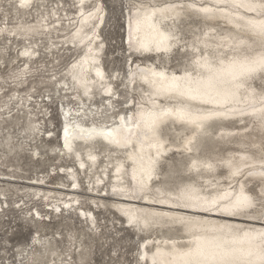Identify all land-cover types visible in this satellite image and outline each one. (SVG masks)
<instances>
[{"label":"bare ground","instance_id":"1","mask_svg":"<svg viewBox=\"0 0 264 264\" xmlns=\"http://www.w3.org/2000/svg\"><path fill=\"white\" fill-rule=\"evenodd\" d=\"M69 2L72 3L75 10L70 12L67 9L66 0H59L58 12L55 14L56 16L58 15V20L50 23L51 18H48V10L51 7V3L49 0H31L28 6H21L22 0H0V10L2 6H6L8 3H10L9 5L15 4V10L22 14L17 20H22L23 16L32 13L34 9H36V12L43 14V21L45 22L43 33L48 32V36L52 34L50 26L52 24L63 27L69 25L74 32L69 39H62L59 42L61 43L60 53L63 51V54H65L66 51H69L78 55V59L74 62V65H71L66 75L69 79L67 80L64 77L59 81V85L61 96L63 93L66 96L74 95L72 101H78L80 107L77 109L75 107L71 108L70 105L62 107L61 122L63 129L60 133V140L62 141H60L61 150L59 156L74 155L77 159V165L76 168H62L63 174L68 175L72 180V184L67 190L51 191L48 189L46 191L35 188L36 186L44 187L45 179L38 180V182H26L27 185L32 186L30 190L35 189L34 191L37 193L35 197L43 194V198L49 202L48 206L52 208L49 211H52L56 217L65 216L64 212L67 211L68 216L75 214L79 219L82 218L87 223H90L89 227L90 225L92 226L94 221L95 228L98 229L95 214L93 211H86L81 207V196L77 195L79 188H81L79 175L84 172L86 178L90 180V187L92 186L90 192H92V195L96 194L95 196L100 199L99 201L103 206L109 205L118 210L129 227L135 228L139 233L151 235L146 242H143L139 258L140 264H152L153 255L157 250H160L157 260L166 261L169 259L166 253L171 250L174 243L177 248H183L187 246V241L192 238L184 232L182 225L162 223L158 226L152 223L154 213L183 215L195 221L203 220L210 224L238 225L245 229L259 230L264 228V223L259 221L233 218L220 214L201 213L192 209L169 207L168 204L152 202L158 196L157 189L161 193H174L181 188L192 185L199 190L200 195L210 197L228 189L230 184L235 186L232 190L237 191L239 188L237 181L244 183L245 191L248 194L255 195L256 193L252 192L250 186L253 181L261 182L259 175H242L230 178L229 168L221 162L233 160L235 163L249 165L243 168V173H258L264 170L260 163L262 157L255 158L251 153L238 151L230 153L226 158L210 159L199 154L201 150L199 138L211 134L216 136V138L219 136L224 142L227 139V142L235 141L239 145L249 143L261 152L264 149V144L262 143L264 141V127H261L256 116L234 114L221 116L208 122L202 131L196 130L189 125L168 120L160 126L155 136L148 132L143 124L139 128L134 127L138 122L136 113L140 111L141 107L151 110L153 104L158 107H174L187 102L177 96L154 95V89L148 82L158 79V77L153 75V71H162L168 76L172 74L182 76L187 70L195 75L198 69L193 63L194 59L202 55H208L210 58L227 59L231 54V48L228 47L229 41L238 33L234 23H230L229 19L224 18V14L217 13V18L206 19L195 8L187 7L189 4H195L197 8L201 5H212L214 0H141L138 4L146 5L148 8H141L137 11V8L134 7L132 12H130L128 27H126L125 44L133 54L138 52L140 56H145L146 61L142 64L133 62L130 65V77L121 84L128 92L132 90L139 95L137 100L129 101L132 104L130 105L131 107L121 109L132 108L130 113H125L119 111V106H115L120 98V96H117L120 90L119 85H117L118 78H115L117 73L114 72L109 75L105 68L108 44L103 38V31L107 25L103 0H69ZM170 5H184V7L172 8L169 7ZM150 8L164 9V11H158L150 22L142 23L140 30L137 31V19ZM42 10L44 12H41ZM227 11L239 13V15L252 19L258 18L256 12L246 11L245 9H227ZM193 17L200 18L197 24L188 22ZM232 19L235 20V17L233 16ZM186 22L191 27L188 31L189 36H186L182 25ZM102 24L104 28L100 30ZM21 25L24 24L22 23ZM22 29L32 31L31 28L22 27ZM6 31L11 32L9 30ZM130 31L132 34L131 43L129 41ZM161 32L166 36L175 37V39H169L165 42L170 46L169 51H156L155 45H150L153 48L151 51L136 50L138 43L151 40ZM2 33L0 32V37ZM58 38L61 37L59 36ZM26 50L32 53L31 56L21 54L26 59V66L37 63L41 59L38 47H26L23 52ZM179 58L184 61L182 64H177ZM26 75L29 74L25 72L23 76ZM73 77L76 78L74 79ZM257 80L262 83V90L257 88ZM262 91H264V78L258 74L255 78L248 81L245 89H241L239 103L232 106L237 109L247 110L251 105L246 96L258 97ZM64 96L63 99L66 98ZM28 104L29 101L27 100L26 103H23V107ZM0 117L3 116L0 115ZM120 117L125 118L124 126H121ZM4 121L5 119H0V123H4ZM213 123L220 125L218 133L210 131V125ZM230 125H238L240 128H232ZM39 128L41 127L35 126L34 130H38L40 133ZM65 129H67V134ZM101 131L105 135H100ZM107 133H112V135L106 137ZM48 135V138H50L51 133ZM193 136L195 137L194 139ZM189 140L192 141L190 144L187 143ZM100 141L104 144V149L99 152L94 151V146ZM125 141H130V143H125ZM189 148L191 151L188 150ZM175 154L182 155L177 159L180 167L178 169L175 168L173 160ZM242 156L246 157V159L241 160ZM164 162L167 163V170L161 173V165ZM194 162L197 165L196 168L192 167ZM203 163H211L213 168L202 167ZM149 168L152 169L151 178H149L147 172ZM221 168L224 171L222 174L219 173ZM177 173H180V175L176 177L169 175ZM0 181L16 182V180L5 176L0 177ZM141 182L145 185L143 192L138 191ZM102 186L103 189L99 191ZM114 188L117 191L114 192ZM62 196L66 198H60ZM141 196L143 198H140ZM68 197L71 198L67 200ZM97 197L92 198L93 203L97 201ZM110 197H115L116 199L112 201ZM6 204L8 203L6 202ZM4 209V204L0 202V212L4 213ZM59 213L60 215H58ZM130 215L150 221L149 227L147 229H137L134 225H130ZM48 220L44 219L42 213L38 210L29 219L30 222H46ZM34 239L35 247L39 246L47 254L49 246L42 243L43 239L39 236ZM24 252L27 251L25 250ZM38 252L39 250L28 252V256L22 260L27 262L26 259H28L29 263L31 261L35 262L39 257L37 255ZM54 255L55 251L52 250L51 257H54ZM68 256H71V254ZM61 257L59 256L58 258L59 263L72 264L73 257L69 262V258L62 259ZM77 257L82 260L83 252L80 251ZM55 260L54 258L50 263Z\"/></svg>","mask_w":264,"mask_h":264},{"label":"rangeland","instance_id":"2","mask_svg":"<svg viewBox=\"0 0 264 264\" xmlns=\"http://www.w3.org/2000/svg\"><path fill=\"white\" fill-rule=\"evenodd\" d=\"M49 2L51 7L48 10V18H51L50 23H53L58 20V15L55 14L58 12L59 0ZM140 2L141 0H103L107 25L104 28L102 24L100 30L104 28L103 38L108 44L105 68L109 75L117 73L115 78H118L117 85L120 87L117 96L120 98L115 106H119V111L125 113H130L132 108L121 109L131 107L129 101L137 100L139 95L132 90L128 92L121 84L130 77V65L133 62L142 64L146 61L145 56H140L138 52L133 54L125 44L129 14L134 8L133 5ZM9 4L2 6L0 10V32L4 31L0 37V109L4 111L0 112V115L6 117L4 123H0V177L12 178L17 183L0 181V202L5 207V212H0V264H61L59 256H62V259L69 258L68 262L73 257L72 264H140L143 242L151 235L139 233L135 228L129 227L118 210L109 205L103 206L96 194L92 195L90 192L92 186L90 187V180L84 172L79 175L81 188L77 195L81 196V207L95 214L98 229L91 225L89 227L90 223L79 219L75 214L68 216L67 211L64 212L65 216L56 217L49 211L52 208L48 206L49 202L43 198V194L35 197V189L30 190L32 186L26 184L29 181L38 182L45 179L44 187L35 188L46 191L67 190L72 184L69 176L63 174L62 168H76L77 159L74 155L59 156L62 141L60 133L63 129L61 118L64 107L70 105L71 108L77 109L80 105L78 101H72L74 95L66 96L63 93L61 96L59 81L66 77L78 55L69 51L65 54L63 51L59 52V42L74 34L69 25H50L52 34L48 36V32L43 33V14L34 9L32 13L23 16L22 20H17L22 14L15 10V4ZM66 5L70 12L75 10L69 0H66ZM196 18L193 17L188 22L197 24L200 18ZM188 22L182 24L186 36L190 35L188 31L191 29ZM22 23L24 25H21ZM22 27L31 28L32 31H26ZM59 36L61 38H58ZM26 47L40 49L41 59L37 63L25 65L26 59L21 54ZM183 62L180 58L177 60V64ZM25 72L29 75L23 76ZM18 76L21 78H17ZM256 86L260 90L263 89L258 80ZM27 100L29 104L23 107ZM19 101L21 103L18 104ZM127 102L129 103L126 104ZM35 126L42 128H39L40 133L34 130ZM230 126L240 128L238 125ZM219 128L218 123L210 125V131L213 133H218ZM225 140L224 142L219 136L216 138L211 134L200 137L199 154L210 159H221L228 157L232 152L246 151L255 158L261 157L260 150L249 143L239 145L235 141ZM262 143L264 144V141ZM103 149L104 144L101 141L94 146V151ZM181 156H173L177 169L180 168L177 159ZM161 167V173L166 171L167 163H162ZM223 172L221 168L219 173ZM169 175L176 177L180 173ZM260 185L261 182L253 181L250 189L257 193ZM102 189L103 186L99 191ZM94 197H97V201L93 203ZM112 198V201L116 199ZM109 199L106 200L111 201ZM37 210L42 213L44 219L49 220L30 222L29 219ZM37 236L43 239L44 245L49 246L47 254L39 246L35 247L34 238ZM25 250L27 252H24ZM36 250H39V257L35 262L22 260L28 256V252ZM52 250L55 251L54 257H51ZM80 251L83 252L82 260L77 257ZM69 254L71 256H68ZM54 258L56 260L50 263Z\"/></svg>","mask_w":264,"mask_h":264},{"label":"snow or ice","instance_id":"3","mask_svg":"<svg viewBox=\"0 0 264 264\" xmlns=\"http://www.w3.org/2000/svg\"><path fill=\"white\" fill-rule=\"evenodd\" d=\"M30 3L31 0H22L21 6H28ZM133 6L137 8V11L148 8L142 4ZM169 7L183 8L184 5ZM187 7L195 8L206 19L217 18V13L224 14V18L234 23L238 33L229 41L228 47L231 48V54L227 59L210 58L208 55L194 59L193 63L198 69L195 75L187 70L182 76L175 74L168 76L162 71H153V75L158 79L148 82L154 89V95L177 96L187 102L174 107H158L153 104L151 110L141 107L136 113L138 122L134 127L139 128L143 124L144 128L155 136L162 124L173 120L202 131L208 122L229 114L256 116L261 127H264V91L258 97L246 96L251 105L247 110L232 106L239 103L240 91L245 89L249 80L258 74L264 78V0H214L212 5H201L197 8L195 4H189ZM227 9L256 12L258 18L252 19L239 13L226 12ZM158 11L163 12L164 9L150 8L145 11L137 19V31L140 30L142 23L150 22ZM233 16L235 20L232 19ZM169 39H175V37L166 36L161 32L151 40L138 43L136 50L151 51L153 48L150 45H155L156 51H169L170 46L165 43ZM129 41L130 43L132 41L131 31ZM22 55L31 56L32 53L26 50ZM52 78L55 79L54 76ZM3 111L4 109H0V112ZM0 119H6V117H0ZM120 120L121 126H124L125 118L120 117ZM65 133L67 134V129ZM100 135L105 134L101 131ZM111 135L112 133H107L106 137ZM191 142L189 140L187 143ZM188 150L191 151L190 148ZM261 157L260 163L264 169V149L261 150ZM244 159L246 157L242 156L241 160ZM221 163L229 168L230 178L259 175L261 185L258 193L248 194L241 181H237L239 184L237 191H233L235 186L230 184L228 189L210 197L200 195L198 189L188 185L174 193H161L157 189L158 196L152 202L264 223V170L258 173H243V168L249 165L235 163L233 160H225ZM201 166L213 168L211 163H203ZM192 167H197L195 162ZM147 172L151 178L152 169H147ZM144 186L141 182L138 191L143 192ZM113 191L117 190L114 188ZM153 218L152 223L158 226L162 223L182 225L184 232L192 238L183 248H177L174 243L171 250L166 253L169 257L166 261L157 260V256L160 255V250H157L153 255L152 264H264V228L255 230L231 224H210L203 220L195 221L183 215L166 213H154ZM129 224L137 229H147L150 221L130 215ZM92 227H95L94 221Z\"/></svg>","mask_w":264,"mask_h":264}]
</instances>
